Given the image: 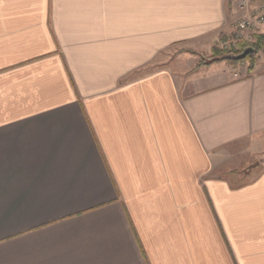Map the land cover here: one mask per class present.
Listing matches in <instances>:
<instances>
[{"label":"crops","instance_id":"0c3cea01","mask_svg":"<svg viewBox=\"0 0 264 264\" xmlns=\"http://www.w3.org/2000/svg\"><path fill=\"white\" fill-rule=\"evenodd\" d=\"M236 1L0 0V264H264V58L169 66Z\"/></svg>","mask_w":264,"mask_h":264},{"label":"rangeland","instance_id":"374dc122","mask_svg":"<svg viewBox=\"0 0 264 264\" xmlns=\"http://www.w3.org/2000/svg\"><path fill=\"white\" fill-rule=\"evenodd\" d=\"M240 1L241 0H237L235 2L236 10L231 21L230 29L227 33L219 34L213 40L212 43L214 46L211 49L206 47L196 52H192V50H190V52H185V49H175L170 53V56H173V59H171V64H169V66L171 68L175 66V56H181L184 58L182 61V67H184V69L194 66L195 69L203 68V70H207L209 68L211 69V66L214 68L217 67L214 64H218L221 61L224 62L222 65L228 67L230 72L237 76V74L241 71L249 70L258 62L259 59H263L264 46L260 49H255L253 46L256 41L255 37L264 32V27H258L254 31L247 32L239 28L241 20L247 17L246 13L243 14L238 9ZM250 1L252 6H255L257 3L256 0ZM242 45L244 46L240 54L248 48L253 49L254 53L239 61L224 60L225 56L240 55L237 52L240 51ZM176 51L178 54H176ZM182 87L183 86H181V88ZM261 142H263V144H253L251 140H248L247 144L242 147V153L239 156V160H236V162H234L235 164L233 163L232 168L230 167V169L242 170L240 172V176H243V179L241 180L242 183L250 182L252 179H255L259 174L264 172V136L261 138ZM224 174L225 173H223L222 170L217 169L215 175L217 177H222ZM234 179L238 178L235 177L233 180Z\"/></svg>","mask_w":264,"mask_h":264},{"label":"built area","instance_id":"2783aa9c","mask_svg":"<svg viewBox=\"0 0 264 264\" xmlns=\"http://www.w3.org/2000/svg\"><path fill=\"white\" fill-rule=\"evenodd\" d=\"M238 9L247 14L239 23V28L244 31H254L258 27H264V0H259L255 6L250 0H241ZM253 15H251V14Z\"/></svg>","mask_w":264,"mask_h":264},{"label":"water","instance_id":"95a60500","mask_svg":"<svg viewBox=\"0 0 264 264\" xmlns=\"http://www.w3.org/2000/svg\"><path fill=\"white\" fill-rule=\"evenodd\" d=\"M253 53H254L253 49L248 48L244 52H242V54H240L238 56L230 55V56H226L225 59L239 61V60L245 59L248 55H251Z\"/></svg>","mask_w":264,"mask_h":264},{"label":"trees","instance_id":"16d2710c","mask_svg":"<svg viewBox=\"0 0 264 264\" xmlns=\"http://www.w3.org/2000/svg\"><path fill=\"white\" fill-rule=\"evenodd\" d=\"M255 39H256V41H255L253 47H254L255 49H260V48H262V47L264 46V32H263L262 34L257 35V36L255 37ZM243 46H244V45H242L240 51L237 52L238 54H240L241 50L243 49ZM245 47H246V46H245ZM219 54H220V53H219ZM225 57H226V56H225ZM225 57H224V60H225ZM222 58H223V57H222ZM226 60H228V59H226ZM230 61H231V60H230Z\"/></svg>","mask_w":264,"mask_h":264}]
</instances>
